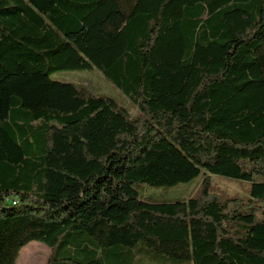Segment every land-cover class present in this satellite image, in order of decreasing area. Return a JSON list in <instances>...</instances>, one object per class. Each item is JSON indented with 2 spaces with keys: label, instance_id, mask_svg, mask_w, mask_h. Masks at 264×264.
<instances>
[{
  "label": "trees",
  "instance_id": "trees-1",
  "mask_svg": "<svg viewBox=\"0 0 264 264\" xmlns=\"http://www.w3.org/2000/svg\"><path fill=\"white\" fill-rule=\"evenodd\" d=\"M90 69L136 114L52 78ZM32 242L45 264H264V0H0V264Z\"/></svg>",
  "mask_w": 264,
  "mask_h": 264
},
{
  "label": "rangeland",
  "instance_id": "rangeland-1",
  "mask_svg": "<svg viewBox=\"0 0 264 264\" xmlns=\"http://www.w3.org/2000/svg\"><path fill=\"white\" fill-rule=\"evenodd\" d=\"M52 78L57 81L83 85L93 94L109 96L116 100L121 106L130 110L135 115L137 107L126 97L121 90L113 85L97 69L80 70V71H60L55 73ZM211 194L224 199L241 198L250 199V185L246 183L234 182L228 179L211 176ZM202 178L193 182L179 184L177 186L152 187L147 184H138L136 186L141 198L147 199L154 203H172L177 201H187L189 198L196 196ZM51 252L48 247L41 242H32L22 249L16 264H45ZM155 262L158 256V264H193L190 261L177 260L167 257L164 254L152 252ZM156 257V258H155Z\"/></svg>",
  "mask_w": 264,
  "mask_h": 264
}]
</instances>
